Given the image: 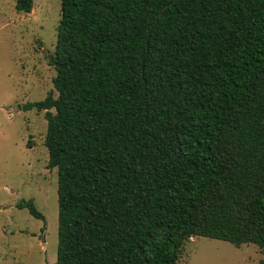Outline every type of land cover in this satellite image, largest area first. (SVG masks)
<instances>
[{"label":"trees","instance_id":"trees-1","mask_svg":"<svg viewBox=\"0 0 264 264\" xmlns=\"http://www.w3.org/2000/svg\"><path fill=\"white\" fill-rule=\"evenodd\" d=\"M60 11L57 94L23 105L45 111L57 171L51 264H177L192 236L254 243L264 264V0Z\"/></svg>","mask_w":264,"mask_h":264},{"label":"rangeland","instance_id":"rangeland-1","mask_svg":"<svg viewBox=\"0 0 264 264\" xmlns=\"http://www.w3.org/2000/svg\"><path fill=\"white\" fill-rule=\"evenodd\" d=\"M60 7L61 0H33L30 12H20L14 0H0V264L56 260L57 171L46 167L45 111L23 105L54 90L47 55L55 49ZM29 198L43 219L18 207ZM262 257L254 243L192 236L177 264H259Z\"/></svg>","mask_w":264,"mask_h":264}]
</instances>
